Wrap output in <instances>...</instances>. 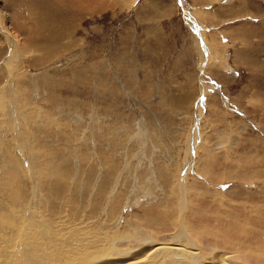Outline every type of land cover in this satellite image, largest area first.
<instances>
[{
	"label": "rangeland",
	"instance_id": "374dc122",
	"mask_svg": "<svg viewBox=\"0 0 264 264\" xmlns=\"http://www.w3.org/2000/svg\"><path fill=\"white\" fill-rule=\"evenodd\" d=\"M109 1L0 0V264H116L101 251L126 237L175 242L196 197L193 232L262 245L264 61L251 74L227 47L194 78L205 31L240 12L221 7L243 1L263 26L264 2L160 0L173 11L155 23L145 0ZM180 84L187 114L160 105Z\"/></svg>",
	"mask_w": 264,
	"mask_h": 264
},
{
	"label": "bare ground",
	"instance_id": "6f19581e",
	"mask_svg": "<svg viewBox=\"0 0 264 264\" xmlns=\"http://www.w3.org/2000/svg\"><path fill=\"white\" fill-rule=\"evenodd\" d=\"M51 50L52 49L50 48V51ZM47 55L45 56L47 57ZM241 173H243V171H241ZM239 175L240 174L238 173V176ZM186 208L187 206L184 203H180V205L178 206V210H181L182 212H184ZM200 209H201V205L199 203V198L196 197L194 199V202L191 204V206L188 205V211H187L188 213L181 212L182 213V215L180 216L181 221L178 223L177 226L174 227V229L171 228V230H173L172 233L174 234L173 235L171 233L172 235L171 237L175 239V242H172L171 239H168L166 237L158 241L156 239L149 240L144 237L134 238V239H131L130 237H126L129 238V241H131L130 243H132V246H128V245L125 246L129 248V249L127 248L128 251L121 250V248H119L117 252H114L112 254V255L115 254L114 256L112 255L106 256L104 254V252L106 251H101L103 254L102 257L104 258L117 257L118 260L121 261H119L116 264H123V263L124 264H264V233L262 232L258 233L259 231L256 232V235L259 234L257 236L263 238L262 245L261 244L258 245L257 243H250L248 245V244H244L242 241H232L229 244L223 243L218 238H212L208 236L209 228H206L202 231L193 232V229L196 228L197 226L195 220L197 217V212ZM173 210H175V208H173ZM171 212H172V208L170 209V212L166 214V216L169 215ZM162 215L163 214H160L156 216V218L161 217ZM215 217L216 214L213 213L212 220L215 221ZM186 222H188L190 225H186L185 224ZM222 223H224V220H220V222H218L217 231H218V235L219 236L222 235L221 237L223 238L225 231L220 227ZM167 229L166 231H169L168 226ZM257 236L254 237L253 240L257 239ZM203 238H206V240L208 241L203 242L202 241ZM132 240H134L135 243H133L134 241ZM118 241L120 240H117V242ZM121 241L126 243L125 239H122ZM138 243H142V244L139 245ZM135 251H143L145 253L138 254ZM120 257L122 258L119 259ZM137 257L138 259L132 261V259ZM123 258L127 259V261H125V259L122 260ZM95 260L97 261V259ZM129 260L131 261L129 263H126Z\"/></svg>",
	"mask_w": 264,
	"mask_h": 264
},
{
	"label": "crops",
	"instance_id": "0c3cea01",
	"mask_svg": "<svg viewBox=\"0 0 264 264\" xmlns=\"http://www.w3.org/2000/svg\"><path fill=\"white\" fill-rule=\"evenodd\" d=\"M134 1V2H133ZM133 1H126L124 4L131 7L132 6H136L137 4V0H133ZM142 1V0H141ZM199 2H201V4H204V0H198ZM206 4L205 6H202L203 8V12H205V14H210V10H212L213 8H216L215 6L212 5V3L217 4L220 3L219 0H213V2H211L212 0H205ZM259 1H263L264 0H259ZM116 2L118 1H113L110 0L109 1V6L110 8L116 6ZM223 3H226L224 0H222L220 5H223ZM95 4V2H94ZM92 5V8L95 7V5ZM97 4V2H96ZM123 4V3H122ZM245 6V3H243V1H239L238 5H230L229 3L226 4L228 7H221L222 11H220L219 14H215V18H217L218 16L220 17H226L227 11H240L236 14L232 13L230 17H234L232 18L233 21H221V23H218V25L214 26L213 28H216L217 31L215 30H210L208 29L207 31H205L207 33V37L205 38V47L204 50L200 52L202 54H199L196 51V55L198 57L197 60V66L198 68H196V73H195V78L194 81L197 84V75L198 73H208V72H212L213 71V64L210 61V58L213 57H217V56H221L225 57V55H223V52L225 51V49L227 47L230 48L231 53L229 55V58L232 56L233 57V62L236 63V65H241L239 67L244 68L245 70L249 71L251 74H253V72H256L254 70H252V66H248L249 61L251 60V56L254 57L255 56V61L257 63V65H262L263 63V56L258 52L256 53L255 50L260 48V49H264V25H260L258 24L259 22H257V17H255V11L253 9L250 10L249 12H245L243 15V11H242V6ZM96 7H99V5H96ZM137 7V6H136ZM142 7H146L149 8L150 10L153 11V15L152 13H150V19L155 20V23H160L161 18H163L164 16H169L171 14V12L173 11V7L168 5V6H164L165 8H161V2L160 0H145L143 2L140 3V6L138 9L142 8ZM257 9V6H255ZM108 8V7H107ZM218 8V7H217ZM226 8V9H225ZM162 9V11L160 10ZM100 8H98L96 10V12H100ZM210 18V17H209ZM208 20V19H207ZM230 20V19H228ZM257 22V23H254ZM217 24V23H216ZM225 25H228L224 28ZM150 26L147 28V30L144 32L147 35H152L154 30L153 28L149 29ZM218 28V29H217ZM221 28V29H219ZM227 43L229 45H227ZM257 45V46H256ZM205 52V53H203ZM242 55H246L245 57H248L247 59L243 58ZM241 57V58H240ZM247 65V67H246ZM260 67H258L259 69ZM234 72L238 71V69L236 70L235 68H232ZM243 69V70H244ZM259 71V70H257ZM192 78H190V82H192ZM195 84V85H196ZM194 85V86H195ZM224 88L226 89L227 87L223 84ZM183 89V90H182ZM184 89H188V87L186 85H179L176 87L175 91H174V95H172L171 97V101L170 102H163L164 98L162 99V103L160 101V105L164 106L166 104H168L169 106V110H172L174 113L178 112V114H182L183 111L185 114H187V107H186V102L189 99L188 97V92L185 91ZM242 97L240 96V100L241 101ZM197 100V96L196 94L194 95V97L191 100L190 106H191V112L193 110V104L194 101ZM203 104L205 105L206 110L208 111V109L213 106V102H209L207 101V99L205 98V100L203 101ZM230 104V103H229ZM240 105L241 103H239L235 98H232L231 100V104L230 105ZM217 105V103L215 104ZM185 106V108L183 109V107ZM176 108V109H175ZM198 108L196 109V114H197Z\"/></svg>",
	"mask_w": 264,
	"mask_h": 264
}]
</instances>
